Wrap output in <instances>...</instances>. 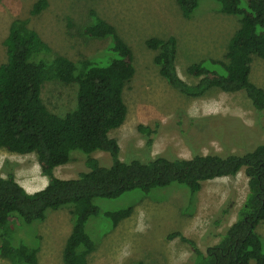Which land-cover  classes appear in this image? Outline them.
Returning <instances> with one entry per match:
<instances>
[{
	"label": "trees",
	"instance_id": "trees-1",
	"mask_svg": "<svg viewBox=\"0 0 264 264\" xmlns=\"http://www.w3.org/2000/svg\"><path fill=\"white\" fill-rule=\"evenodd\" d=\"M214 1L218 12L238 19L239 27L221 59L205 58L187 68V73L197 78L195 83L185 82L177 73L175 37H150L145 46L157 51L153 60L159 75L183 96L200 98L211 89L242 92L259 121L264 115V90L249 76L252 57L264 59V0ZM198 2L176 0L185 18L192 16ZM47 6V0L35 1L30 16ZM91 16L93 22L80 35L108 42L92 57L79 55L74 59L57 52L29 26L27 18L13 19L2 42L6 61L0 62V149L35 154L47 184L27 192L17 182L13 166L4 168L5 175L0 176V258L8 264H37L38 247L23 236L22 225L43 221L47 210L67 209L72 228L63 248V263L87 264L96 242L85 225L98 214L95 199H114L132 190L149 192L173 183L186 187L195 197L205 181L233 177L244 170L248 187L245 199L235 221L217 235V243L203 252L180 232L168 238L179 237L189 244L191 264H264V241L257 232L264 222V140L243 153L193 151L189 159L160 154L145 161L121 160L120 146L110 132L127 116L123 90L135 74L134 53L113 25L94 12ZM47 82L75 85L74 107L63 113L51 111L42 98ZM137 129L150 146L155 130L140 124ZM101 152L108 157L95 155ZM71 162L76 163V177L61 179L55 175V168ZM233 205L225 202L213 220L215 227L223 225ZM131 209L108 212L107 218L116 226ZM19 230L22 233L17 235Z\"/></svg>",
	"mask_w": 264,
	"mask_h": 264
},
{
	"label": "rangeland",
	"instance_id": "rangeland-1",
	"mask_svg": "<svg viewBox=\"0 0 264 264\" xmlns=\"http://www.w3.org/2000/svg\"><path fill=\"white\" fill-rule=\"evenodd\" d=\"M37 0H0V62L6 61L2 44L10 22L27 18L29 26L54 50L77 59L92 57L108 45L106 40L80 35L93 22L91 12L114 26L118 35L132 48L135 74L123 90L127 105L124 123L110 132L120 146L123 161L172 154L189 159L193 151L200 154L243 153L264 140V115L259 119L249 99L242 93H225L211 89L203 97L187 98L172 88L159 75L153 58L157 51L148 49L150 37H175L177 41L176 69L187 83L197 78L187 68L205 58L221 59L229 38L239 27L238 19L217 10L214 0H199L190 18L182 16L176 0H47L41 13L30 16ZM250 81L264 90V59L253 56ZM42 98L55 113L74 107L76 87L72 84L47 82ZM155 130L147 146L145 134L138 125ZM216 127V128H215ZM107 158V153H96ZM13 166L17 182L38 191L44 186L35 154H17L0 149V176L4 168ZM76 163L55 168L61 179L76 177ZM44 179V178H43ZM247 176L241 170L233 177L205 181L193 198L188 189L173 183L149 192L132 190L114 199L97 198L98 214L91 216L85 229L96 242L87 264H191V247L179 237L180 232L196 242L204 252L218 242V234L235 221L237 209L247 193ZM233 202L230 215L223 225L215 227L213 220L225 202ZM132 207L129 216L111 225L107 213ZM43 221L23 224L19 233L38 247L37 264H64L63 248L72 228L67 209L47 210ZM25 232V233H24ZM257 232L264 241V222ZM216 234V235H215ZM0 264L8 261L0 258ZM251 264H255L254 261Z\"/></svg>",
	"mask_w": 264,
	"mask_h": 264
},
{
	"label": "crops",
	"instance_id": "crops-1",
	"mask_svg": "<svg viewBox=\"0 0 264 264\" xmlns=\"http://www.w3.org/2000/svg\"><path fill=\"white\" fill-rule=\"evenodd\" d=\"M43 178H44V179H43ZM43 178L41 179V182H42L43 185L45 186V185L47 184V178H46L45 176H43ZM21 186H22V185H21ZM44 186H43V187H44ZM22 187H23V186H22ZM25 187H27V188H24V187H23V188H24L27 192H28L27 189H29V190H30V189H33L31 186H27V185H26ZM43 187H42V188H43ZM32 192H35V191H32Z\"/></svg>",
	"mask_w": 264,
	"mask_h": 264
}]
</instances>
